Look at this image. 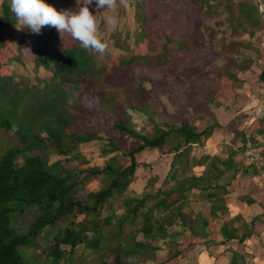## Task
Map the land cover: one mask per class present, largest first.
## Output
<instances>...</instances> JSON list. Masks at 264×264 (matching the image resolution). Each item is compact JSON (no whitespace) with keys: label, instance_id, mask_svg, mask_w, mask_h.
Segmentation results:
<instances>
[{"label":"trees","instance_id":"16d2710c","mask_svg":"<svg viewBox=\"0 0 264 264\" xmlns=\"http://www.w3.org/2000/svg\"><path fill=\"white\" fill-rule=\"evenodd\" d=\"M55 1L47 0V3L55 7ZM256 13L263 16L258 5ZM16 24L10 0H3L0 53L12 38ZM249 35L254 37L255 33ZM35 40V61L52 73L48 87L32 95L24 87L13 95L8 81L0 74V132L15 131L18 137V145L9 147L0 156V264H29L23 249L33 247L42 234L44 254L54 264H73L74 254L81 246L96 253H101L105 247L116 250L119 254L112 264H131L129 259L149 264L148 257L155 259L159 242L165 243L167 239L166 261L177 263L200 243L207 247L235 239L242 243L253 234L254 222L235 226L239 217L223 220L220 230L216 228L215 220L210 221V218L228 215L229 188L239 175L252 176L262 171L255 164L244 163L249 159L246 156V132L239 134L241 145L227 146L226 157L192 155L195 146H202L216 128L222 127L215 117L212 124L198 129L174 122H159L150 106L141 105L148 122L154 125L153 132L136 130L129 115L126 120L119 118L113 123L115 129L125 132L136 143L133 149L123 152L129 160L127 166L118 169L115 164H110L93 168L76 179L78 176L67 172L62 161L50 163L48 156L51 153L68 156L70 162L88 163L79 146L91 142V137L71 131L76 123L71 110L77 107L76 94L80 91L81 78L96 73L81 53L64 54L56 49L55 28H42ZM2 65L0 60V70ZM261 80L264 90V72ZM25 98L28 101L20 107L21 99ZM27 118L37 123L38 128L27 130ZM164 147L168 154H173V160L162 186L139 197H124L122 215L113 211L102 217L107 204L128 190L139 167L137 154ZM120 151L123 150L112 140L103 147L104 155ZM197 167L203 170L197 173ZM100 175H105L110 183L97 191H86L90 181ZM84 192V197H80L79 194ZM149 202H153L152 205L148 206ZM196 202L210 205L208 216L202 210L195 212L192 205ZM30 211L35 217L27 226L20 227L18 221L22 213ZM78 215L85 218L76 221ZM62 220L70 224L54 233ZM90 228L92 232L98 231L100 237L89 239L87 229ZM218 231L223 237L221 241L215 238ZM140 235L142 239L138 238Z\"/></svg>","mask_w":264,"mask_h":264},{"label":"rangeland","instance_id":"374dc122","mask_svg":"<svg viewBox=\"0 0 264 264\" xmlns=\"http://www.w3.org/2000/svg\"><path fill=\"white\" fill-rule=\"evenodd\" d=\"M2 2L0 0V7ZM257 5L260 8L259 0H128L125 7L118 0L114 12H104L105 9L97 10L96 0H93L89 9L97 15L99 34L108 44L103 56L83 49L67 33L63 42L55 29L56 49L64 54L81 53L90 61L96 75L81 78L80 91L76 94L77 107L71 110L76 120L71 131L91 137V142L79 146L88 163L70 162L68 156L54 153L48 156L50 163L62 161L68 168L67 172L78 176L76 179L93 168H104L110 164H115L118 169L127 166L129 160L123 152L133 149L136 143L125 132L115 129L113 123L119 118L126 120L129 115L136 130L153 132L154 125L148 122L141 105L150 106L159 122L204 129L213 123L214 117L219 122V116L220 121L226 124V115L243 109L246 103L241 99L251 98L262 83L264 14L261 17L256 13ZM55 7L58 11L76 10V0H56ZM108 15L117 17L118 23L114 28L106 21ZM251 32L255 33L254 37L249 35ZM36 35L27 28L20 30L16 27L0 53L3 64L0 74L8 81L13 95L24 87L32 95L49 86L52 73L39 67L34 59ZM27 101L28 98L21 99L20 107ZM27 120V130L38 128L37 123ZM238 138L230 142L223 140L216 155L226 157L229 146L240 145ZM103 140L114 141L123 151L104 155L106 142ZM207 142L195 146L192 155L199 158L209 154ZM16 145L18 137L15 131L0 132V156ZM172 160L173 154L167 153V147L137 154L139 167L128 190L107 204L102 217L113 211L118 216L122 215L125 211L124 197H139L146 191L160 188ZM202 170L195 168L197 173ZM109 183L105 175H100L90 181L86 191H97ZM84 195L85 192L79 194L80 197ZM152 203L149 202L148 206ZM192 208L195 212L202 210L206 216L209 215L208 203L196 202ZM31 211L22 213L18 221L20 227L27 226L35 217ZM84 218V215H78L75 220ZM69 224V221L62 220L54 228V233ZM91 229H87L89 239L100 237L98 231L92 232ZM43 240L44 234L33 247L23 249L29 264H54L44 254ZM167 241L159 242L156 258L149 256L147 263L179 262L166 261L169 253ZM63 248L69 249L67 246ZM116 254L119 253L107 247L96 253L81 246L74 254L73 264H112ZM129 261L131 264H146Z\"/></svg>","mask_w":264,"mask_h":264},{"label":"crops","instance_id":"0c3cea01","mask_svg":"<svg viewBox=\"0 0 264 264\" xmlns=\"http://www.w3.org/2000/svg\"><path fill=\"white\" fill-rule=\"evenodd\" d=\"M259 86L260 88L251 98L241 99L246 103L243 109L233 111L230 116L226 115V124H223L217 116L222 127L215 129L208 139L207 153L216 155L223 140L235 141L240 132H246L251 135L264 165V116L258 118L255 113L262 106L263 88L261 84ZM237 141L241 145V138ZM244 163L257 165L251 159H246ZM257 167L262 169L260 174L239 175L233 181L227 199L228 215H222L220 219L210 218L211 222L215 220L218 230L223 226V220L230 221L239 217L240 221L235 223L238 227L243 222L249 225L254 222L253 234L242 243L237 239L210 247L200 243L184 254L177 264H264V166L257 165ZM215 238L218 241L223 239L220 231L215 233ZM235 253L238 254V258Z\"/></svg>","mask_w":264,"mask_h":264},{"label":"clouds","instance_id":"9594fccd","mask_svg":"<svg viewBox=\"0 0 264 264\" xmlns=\"http://www.w3.org/2000/svg\"><path fill=\"white\" fill-rule=\"evenodd\" d=\"M92 3L93 0H76V10L69 8L58 11L47 0H10V8L18 29L27 28L33 34H40L42 28L50 26L61 34L63 42L67 33L83 49L103 56L108 44L99 34L97 15H93L89 9ZM119 4L127 7L128 0H119ZM117 6L118 0H96L97 10L114 12ZM106 21L113 28L118 23L115 15H108Z\"/></svg>","mask_w":264,"mask_h":264},{"label":"built area","instance_id":"2783aa9c","mask_svg":"<svg viewBox=\"0 0 264 264\" xmlns=\"http://www.w3.org/2000/svg\"><path fill=\"white\" fill-rule=\"evenodd\" d=\"M256 116L258 118H262L264 116V90H263V97H262V106H260L256 110ZM247 136V143H246V156L251 159L253 162L257 163L258 166L263 167L262 159L258 153V150L251 139V135L249 133L246 134Z\"/></svg>","mask_w":264,"mask_h":264},{"label":"water","instance_id":"95a60500","mask_svg":"<svg viewBox=\"0 0 264 264\" xmlns=\"http://www.w3.org/2000/svg\"><path fill=\"white\" fill-rule=\"evenodd\" d=\"M260 3V10L264 14V0H259Z\"/></svg>","mask_w":264,"mask_h":264}]
</instances>
